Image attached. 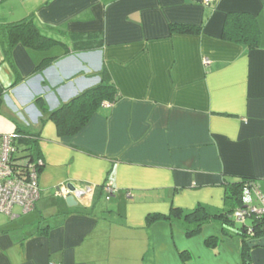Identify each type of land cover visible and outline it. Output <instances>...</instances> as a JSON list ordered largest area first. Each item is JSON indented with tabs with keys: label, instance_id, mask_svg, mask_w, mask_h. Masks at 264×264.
Instances as JSON below:
<instances>
[{
	"label": "crops",
	"instance_id": "0c3cea01",
	"mask_svg": "<svg viewBox=\"0 0 264 264\" xmlns=\"http://www.w3.org/2000/svg\"><path fill=\"white\" fill-rule=\"evenodd\" d=\"M233 12L255 19L256 49L221 37ZM28 15L65 43L97 32L103 44L68 53L17 44L11 62L0 45V107L39 133L43 158L35 207L0 222V264H242L239 235L215 219L188 233L196 223L184 214L225 210L224 182L240 176L264 195V0H0V24ZM101 81L118 98L73 135H59L35 103L54 109ZM63 183L90 186L89 200L67 205L56 194ZM249 264H264V246Z\"/></svg>",
	"mask_w": 264,
	"mask_h": 264
},
{
	"label": "trees",
	"instance_id": "16d2710c",
	"mask_svg": "<svg viewBox=\"0 0 264 264\" xmlns=\"http://www.w3.org/2000/svg\"><path fill=\"white\" fill-rule=\"evenodd\" d=\"M171 32L197 34L201 31L200 25H192L186 23H171ZM259 30L255 19L245 13H229L226 16L224 28L221 37L228 41L243 42L248 49H256L258 47ZM70 43H65L59 38L42 33L35 22L33 15L25 16L19 20L0 24V45L5 59L11 62L12 49L21 44L33 50L47 51L54 46H63L64 53L80 52L97 49L102 46V35L97 32L91 33H70L68 35ZM54 58L44 59L37 67L41 70L48 66ZM0 87V99L3 93ZM119 93L112 82L101 81L91 86L70 100L61 103L54 109H49L42 97H36L35 103L39 110L46 115V119H50L56 126L59 135H73L78 132L95 113V111L104 102H114ZM14 139L13 143L17 148V157L25 159V163H30L39 175V170L43 165V158L38 146L39 133H33L24 129L20 125H16L14 130L10 132ZM255 181L249 176H240L236 181L224 182V204L225 210L219 213H210L202 206H197L193 210L184 214L185 219L194 221L196 224L192 229H188V233L199 230L201 224L208 220H219L223 230L229 231L240 236L242 248V264H249L250 250L254 247L249 242L255 239H264V214L249 218L245 223H238L233 218V210L241 205V194L243 186L246 182ZM180 215L178 209L175 212ZM169 218L162 214H150L147 221L151 222L156 219ZM251 227L253 234L247 230ZM48 227L38 225L37 231L45 233ZM215 241L208 239L207 243L211 244Z\"/></svg>",
	"mask_w": 264,
	"mask_h": 264
},
{
	"label": "built area",
	"instance_id": "2783aa9c",
	"mask_svg": "<svg viewBox=\"0 0 264 264\" xmlns=\"http://www.w3.org/2000/svg\"><path fill=\"white\" fill-rule=\"evenodd\" d=\"M208 2V0H205ZM204 63H209L208 59ZM11 133H0V213L9 217H14L12 209L15 206L21 208L23 212L35 207L40 197V187L38 174L30 163H25V159L17 157V148L13 143ZM90 186L79 187L82 191L80 200H89L86 189ZM102 189L107 198L115 191L113 182L107 180ZM70 190L66 183L56 188V194L63 197L68 196ZM264 214V195L255 181L246 182L242 189L241 205L236 207L233 218L238 223H245L249 218ZM253 234L251 227L247 228Z\"/></svg>",
	"mask_w": 264,
	"mask_h": 264
},
{
	"label": "rangeland",
	"instance_id": "374dc122",
	"mask_svg": "<svg viewBox=\"0 0 264 264\" xmlns=\"http://www.w3.org/2000/svg\"><path fill=\"white\" fill-rule=\"evenodd\" d=\"M8 114L9 113H7L4 110V108L1 106L0 107V133H10V132H12L14 130V128L17 125V123H19V124L24 123V121L21 120L18 117V115L14 114V116L17 117V119H16L14 116H12L13 117L12 118L11 115H8ZM56 200L60 201V203H64V200H63V198H61V196H59V198L56 199ZM100 202L104 204L106 202L105 198H101ZM14 212H16V213L20 212L18 206H15ZM0 217H2V219L0 221L2 225H5V224H8V223L12 222L10 217L8 215L4 214V213H0ZM7 228H9V226Z\"/></svg>",
	"mask_w": 264,
	"mask_h": 264
},
{
	"label": "water",
	"instance_id": "95a60500",
	"mask_svg": "<svg viewBox=\"0 0 264 264\" xmlns=\"http://www.w3.org/2000/svg\"><path fill=\"white\" fill-rule=\"evenodd\" d=\"M68 189L70 190V193L68 196L64 197L65 202L67 205H75L77 203L76 199H80V196L83 194L79 186L73 184V183H68L67 184ZM88 192H90L92 189L87 188L86 189ZM249 245L251 247H256V246H264V239H255L249 242Z\"/></svg>",
	"mask_w": 264,
	"mask_h": 264
}]
</instances>
